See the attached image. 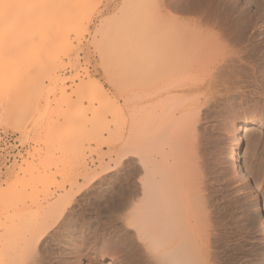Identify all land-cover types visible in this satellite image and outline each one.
Wrapping results in <instances>:
<instances>
[{"label": "rangeland", "instance_id": "374dc122", "mask_svg": "<svg viewBox=\"0 0 264 264\" xmlns=\"http://www.w3.org/2000/svg\"><path fill=\"white\" fill-rule=\"evenodd\" d=\"M156 1L152 0L151 3V0H145V8L143 3L140 4V10L149 11V17L152 20H155L158 13L162 12L160 0ZM216 1L218 2L216 5H219L216 6L217 13L218 10H221V13L227 6L226 10H231L230 14L224 10L229 15L227 17L225 14L226 19L223 18L225 15L221 16L224 12L218 14L220 20L224 22L225 19L227 23H231L233 20L232 23H234L236 19L242 18L241 22H245V26L249 28L247 27L246 30L241 26H235L240 29L236 28L235 30L234 27L232 28L235 24H230L232 25L231 30H234L236 34L237 31L238 33L239 31L243 32V34L240 32L242 35L240 38L237 36L242 43L237 38H234L237 40L235 42L231 41L233 38H230V43L237 44L234 48L233 45L228 48L223 43L222 46L224 45L225 49L222 50L220 46L222 51L220 49L219 51L224 53L221 57L225 56L219 61V64H216L215 69L219 71L223 67L219 71V76H228L230 80L232 75L231 81H233L232 79L240 80L244 85H247L246 90L250 91L254 88L252 84L258 82L256 80L261 79L259 82L264 84V45L256 46L260 41L264 44V2L261 4L263 0ZM154 2L156 4L159 2V4L156 5ZM41 3L43 6L48 5L52 9L51 12L56 10L55 13L62 16L67 15L65 17H69V19L79 15L75 17L78 21V23L76 22L77 30L71 36L70 43L65 47L68 48V56L63 55L62 61L55 64L43 62V67H41V64L35 59L27 60V63L26 61L25 64L23 63V68L22 64L17 68L19 72L9 73L6 75L9 79H2L4 84L1 82L3 89H0L3 94L1 95L2 101L0 98L2 102L0 108L2 107L4 111L15 106L17 111L15 113L20 115L9 122H0V131L19 133L23 143L28 145L27 155L21 162L14 164L5 177L0 180V248H2L1 255H7L0 257L2 258L1 264H8L9 261L10 264L11 262L20 264L21 259L23 264H147L148 260L149 264H152L150 263L152 260L147 259V255L144 253L143 243L140 242L142 240L137 234L136 228L130 224V214H128L131 209L127 200L128 198L130 200L131 193L140 189L137 186L140 187L139 179L144 176L143 164L140 163L139 158L137 159L139 156L133 155V151H125L123 147H120L127 139V134L119 132L117 135L114 134L115 137L112 135L114 138H111V135L107 133L101 136L100 132H92L98 126L96 124L98 122L97 115L96 113L92 114L94 108L93 111L92 107L91 111L89 107L84 108V106H93V104L95 106L98 102L99 95L93 92L91 86L94 81H105L100 50L105 49L104 45H106L108 37H119L115 31L113 32L116 26H122L123 22L127 24L130 22L133 3L131 0H43ZM52 6L53 8H51ZM147 6L149 10H146ZM239 7L241 11H239ZM107 8H110L108 12ZM114 16L115 18H113ZM252 21L255 26L252 25ZM112 24L116 25L113 29ZM102 25L104 29L110 27L112 30H107L109 33H105V30L102 32L101 29L99 30ZM256 30L258 32L254 36L252 32L254 33ZM104 35L107 39H103ZM110 38L113 40L112 37ZM19 40L21 41L18 42L19 44H25L23 43L25 40ZM109 41L111 40L109 39ZM101 42L105 44L101 45ZM227 42L229 40L226 41L228 45ZM254 47L256 48L254 49ZM4 52L7 51L4 50ZM141 55L142 58L145 54ZM238 58L243 62L238 61ZM142 59L145 60L146 57ZM228 62L229 64L226 66ZM39 65L41 71L38 73L40 72V75L37 74L36 68V70L33 69V66L39 67ZM54 65L56 66L54 67ZM138 69L134 68V75L138 73ZM230 71L235 72L236 76H233ZM14 72L15 76H11ZM34 72L40 79L36 76L35 79L32 76ZM139 73L142 74L141 69ZM56 76L60 77L56 80L53 78ZM135 76L137 77L138 74ZM31 78H34L35 82ZM90 81L92 83H89ZM89 87L88 93L86 91ZM107 87L109 88L108 85ZM78 89L83 91L86 89V91L79 92ZM91 90L93 93L88 95ZM84 95L85 98H83ZM87 95L91 101L92 98L94 101L91 102ZM247 95L252 96H250L251 99L246 98L247 103L244 106L235 105L229 109L222 107L223 112H219V116L216 114L215 117H211L205 122L207 125L204 124V126L209 128L207 129L205 126L204 134L199 135L201 137L198 136L197 140L195 138L194 141L197 144L195 143L194 148L196 151H193V146L192 150L185 149L183 141V145L180 146L182 139L178 141L176 139L177 142L172 145L175 151L171 147L173 152L170 149V153L172 155L176 153L174 156L179 157H176L177 162L175 163L174 158V162L172 163V160L169 167L165 165L161 168V164L158 167L164 168L163 170L166 169L170 173L173 172L171 176L174 174V179L182 185V192L185 195L183 196L187 199L185 203L189 200L186 203V208L188 207L190 210L186 209V213L190 217L188 219H191L192 226L190 228L192 231L189 229L187 232L189 235L191 234L190 238L191 236L194 238V241L192 238L189 240L191 243L194 242L191 246L193 245L195 249L194 253H197L194 255L197 264L200 262V264H264V235L262 233L264 228V95L251 92ZM71 96L72 99H70ZM128 96H130L129 93L122 96L123 98L120 97L121 103L119 104L123 105L124 100H128ZM11 97L13 98L11 99ZM66 98L70 100H66ZM131 98L129 97V99ZM79 103L84 105L81 107ZM251 103L255 107L253 105L250 108ZM257 103H259L258 106H256ZM85 110L88 111L87 114ZM122 111V114L118 111V116L125 115L127 118L128 110L124 108ZM75 116L78 120L77 125ZM82 116L83 119L88 117L90 122L86 118L85 122L81 120V123L79 118L82 119ZM120 134L122 140H120ZM177 138L179 139V136ZM186 147L188 148V146ZM197 147L199 148L197 149ZM179 149L184 150L183 153ZM234 158L237 161L233 160ZM237 162L242 166V172H235ZM174 170H176L175 173ZM246 176L250 178L251 186L258 192V209L253 208L248 202L250 189L246 187ZM135 179L136 181H134ZM179 179L182 181L180 182ZM187 180L191 182L187 183ZM136 182L139 185H136ZM199 182H203L200 184L201 186L199 185L202 190L197 186ZM202 185L206 188L204 189ZM186 196H189L190 199ZM119 201L121 205H119ZM195 220L198 221L195 222ZM25 226L24 230L25 232L28 230L27 234L22 229ZM36 230L39 232L37 233ZM17 231L25 235L21 237L22 234L19 236ZM30 234L34 235L30 236ZM38 234L41 237L39 240L36 237ZM9 237L10 239L19 238L16 239L17 242L13 243L15 240L7 241ZM26 237L27 239L33 238L27 241ZM5 238H7V242ZM29 242L32 246L30 248ZM10 243L11 247L14 246V250L13 247L12 250L11 247L9 248ZM24 243L26 244L24 245ZM5 248L10 251L6 253ZM21 249H24L23 253ZM16 254L19 257H16ZM19 254H22L23 257ZM153 264H159V262Z\"/></svg>", "mask_w": 264, "mask_h": 264}, {"label": "bare ground", "instance_id": "6f19581e", "mask_svg": "<svg viewBox=\"0 0 264 264\" xmlns=\"http://www.w3.org/2000/svg\"><path fill=\"white\" fill-rule=\"evenodd\" d=\"M41 1L43 0H0V88L1 89H3L2 79L4 80L6 78L5 80H8L9 78L6 77V75H9V73L11 72L13 73V71H15L16 73L17 71L19 72L17 68H19L21 64L23 68V63L25 61L27 63V60L31 61V59L33 60L35 59L39 64H41V67H43L42 66V64H44L43 62H45V64L46 63L55 64V63L62 61L63 55L68 56V51H67L68 48H65V47L66 45L70 43L71 36L77 30L76 25L78 21H76L75 17L79 15H76L75 17L73 16V19L72 17H70L71 19H69V17H65L67 15L62 16L61 14L55 13L56 10L51 12L52 9H50L48 5L43 6ZM215 1L214 0H160L161 6H162V10H161L162 12L158 13L159 15L156 17L155 19L156 21H155L154 19L152 20V18L149 17V11L140 10V7H141L140 4L142 3H143V7L145 8V0H131V2L133 3V9L131 12L132 18L130 22L128 24L123 22L122 26L119 24H117L119 26H116V25H113L116 23H113L111 26L112 29L114 28V26H116V28L119 27L113 30V32L115 31L117 33V36L119 37L118 38L116 37L117 38L116 39V38H113V36H110L113 38V40L110 37H108V41L109 39L111 40L109 41L108 45H107L108 41L107 42L105 41L106 45H104L105 43L103 44L101 42V45L103 44L105 48V49L100 50L102 53L101 54V58H102L101 66H102L103 77L105 78V81L97 80V82L96 81H94L93 83L91 81L89 82V83H92L93 85L91 86V89L93 90V92H96L98 93L97 95H99V98L97 100L98 102L97 104H95V106L93 103H92L93 106L91 105L87 107L84 106V108L89 107V110L92 107L91 109L92 111L94 108L95 110L92 112V114L96 113L97 115L98 122L96 124H98V126L95 125L96 126L95 129H93L95 131H92V132H96V133L100 132L101 136H103L102 134L107 133L111 135V138H114L115 137L114 134L117 135V133L119 132H122L123 134H127L128 135V137L126 136L127 139L124 140V142L122 143V146L120 147H123L125 151L126 150H130L131 152L133 151L134 153L133 155L139 156L137 157V159L139 158V160L141 161L140 163L143 164L144 174L143 173L142 174L144 176H142L143 178L140 177L141 180L139 179L140 187L137 186V188H140V189L139 190L136 189V191L134 192L132 190L133 193L130 192L131 195H129L130 200L129 198L127 200L129 202L128 206L131 209L130 212L128 213L130 214V218L129 217L128 218L130 219L131 226L136 228L137 234L139 235L140 239L143 241V242L142 241L140 242L143 243V247H144L143 249L145 250L144 253L147 255V259L150 258V261L151 260L153 261V262L152 261L150 262L152 264L154 262L155 263L159 262V264L160 262L161 264H197L198 263L197 260H195L196 256H194L197 253H194L195 251L193 250L195 249L193 245L191 246V244L194 243L193 242L194 238H192L193 236H191L193 240L192 241L193 243H191L190 242L191 234L189 235L187 232L189 229L191 230L190 227L192 226L191 225L192 223H190L191 219L190 220L188 219L190 217L186 213L187 212L186 209H189L188 207L186 208V203L189 200L185 203V200L187 199L184 198L185 195H184V192H182V187H181L182 185H180L174 179V174L173 176H171L173 172L170 173V171L168 172L166 169L163 170L164 168L161 169L162 166L164 167L165 165L169 167L174 162V158L176 160L175 163L177 162V159H176L177 156H174L176 153L175 154L173 153V155L172 153H170V149L173 143H176L178 140L182 139L180 142L181 143L180 146L184 144L185 149L192 150L191 147L193 146L192 148H194V145L197 144L194 141L195 138L197 140L198 136L204 132L203 129L207 125V123L205 122H207L211 117H215L214 115L218 114L219 112L221 113L223 108L229 109V108L235 107V105L244 106V104L247 103L246 98L248 97L250 98V96L253 95L252 94L248 96L247 94H249L250 92L254 94H262V96L264 95V84H262L263 82H259V80L261 79L256 80L258 82L254 81L256 83L252 82L253 83L252 85L254 86V88L252 87L253 89L248 91L246 90L247 85H244L240 80L234 81V79H232L233 81H231V78L233 77H231L232 75L230 76L229 73L228 74L230 76V80L228 79V76L226 77L225 76L223 77V75L219 76L220 75L219 71L223 67L219 71L215 69V67L217 66L216 64H219L220 63L219 61L223 58V56H225L223 55L221 57V55L224 53H220V51L223 50L224 45L228 46V48H231V46L233 45V48H234V46L237 44L236 43L233 44L232 42L231 44L230 38H233L231 39L232 41L234 40V38H237V36L239 38L240 36H242L240 34L241 31H239V33L237 31V34H236L234 30H231L230 27L232 25L230 24H235L234 26H232V28L233 27L235 28V26L237 27L241 26L243 28H246L247 30V27H248V26L247 27L245 26L246 24L245 22L244 23L241 22L242 18H240L241 20L236 19L234 23H232L233 20L231 21V23L225 22V19H226L225 17L227 15L226 13L228 12V14H230L229 12L231 11V10L228 11V9L226 10L228 6L224 9L227 11L226 13L224 10L222 11L224 12V14L221 12L223 14L221 16H224L226 14L223 17L225 18L224 22L220 20L218 18V14H221L220 13L221 10H218L219 12L217 13L216 8L219 5L217 6L216 3L218 2L217 1L215 2ZM38 2L42 4L41 7ZM261 2H262L261 4H263L264 0ZM151 3H152V0H151ZM227 4L229 5V3ZM224 5L222 6L223 8L225 7ZM51 8H53V6ZM109 9L107 10V12L109 11ZM146 10H149L148 6L146 7ZM239 11H241V8L239 9ZM234 13L236 12L234 11ZM227 17H229V15H227ZM113 18H115V16ZM113 18H112V21L114 20ZM243 21H246V20H243ZM253 22L254 21H252V25H253ZM242 23L244 24V26L242 25ZM112 29H110V27L109 29H106V28L104 29L103 25L102 27L99 28L100 31L105 30V33L107 32V30L110 31ZM259 31L262 32V30L260 29ZM257 32L258 30H256L254 33L252 32V34L255 36V33ZM241 33L243 34V32ZM105 36L106 35L102 36L103 39H107ZM19 39H21L22 41L25 40L26 42L25 41L23 42L25 44H19L21 42ZM227 40H229V42H227L228 45L226 44ZM235 40L233 42H235ZM245 40L247 41V39ZM223 43L224 45L222 46ZM262 45L264 44H262L261 41L258 42V44H256V46H260V47ZM74 46L77 48L76 45ZM220 46L222 47V50ZM255 48L256 47H254V49ZM4 50H6L7 52H4ZM66 51H67V55H66ZM142 53L146 55V56L143 55L144 57H142V58L146 57L145 60L141 58ZM233 55H234V51H233ZM228 59H230V57H228ZM238 61H242V60L239 59ZM228 64L229 62L227 63L226 66H228ZM55 66L56 65H54V67ZM134 68H136V70L137 68H139L138 73H137L139 77L135 76L137 74L134 75ZM33 69L36 70L38 75H40V72L38 73V71H41L40 65L39 67L33 66ZM140 69H141L142 74L139 73ZM213 70H216L219 74ZM233 71H230V72L233 73V76H236V74H234L235 72ZM15 72L11 76L13 75L15 76ZM36 72H34L33 75L31 74L35 79L37 77ZM47 73H48V70H47ZM59 77L56 76L53 78L57 80ZM34 78L33 79L31 78V79L34 81L35 80ZM41 82L43 81L41 80ZM107 85L109 86V88L107 87ZM89 89L90 87L88 88L87 91L85 89V91L88 92ZM81 90H79V92ZM92 90L90 94H88L89 92L87 94L91 95L93 93ZM128 93L130 94V96H128V100L126 101L124 100L125 103H123V105L119 104L121 103L120 97L123 98L124 96L128 95ZM2 94L3 93L1 90L0 98ZM85 95L83 96V98H85ZM88 95L87 97H89ZM80 96L81 95L79 94V98ZM129 97L130 98L132 97L131 98L132 100L129 99ZM12 98L13 97H11V99ZM70 99H72V96ZM70 99L66 98V100H70ZM129 100L130 102H127ZM1 101H2V98H1ZM1 101H0V106L2 105ZM81 101H82V98H81ZM93 101L94 100L92 98L91 102ZM91 102L89 103L91 104ZM252 103L250 105V108L251 106L254 105V104L252 105ZM258 104L259 103H257L256 106H258ZM70 105L72 106V102ZM81 105H84V104H80V106ZM124 108H126L129 112V115H127L128 116L127 118L125 117V115L118 116V111L120 114H122L123 113L122 110ZM14 109H15V106L12 109H5L3 111L1 107L0 108V122L2 121L9 122L15 119L16 117H19L20 114L15 113L17 111L16 109L15 110ZM88 111H86V114ZM77 114L79 115V113ZM216 116H219V114ZM80 118H79L80 122L81 120L85 122L86 118L88 119V117L83 119V116H82V119ZM213 119L215 120V118ZM77 121L78 120L76 117V121H75L76 125H77ZM80 122H78V124H80ZM204 124L206 125L204 126ZM93 126L94 124L92 125V127ZM206 127L207 129L209 128L208 126ZM73 128H75V126ZM96 133H95V136L97 135ZM178 136H179V139L177 138ZM85 137H86V134H85ZM120 138H121V134H120ZM120 140H122V138ZM182 141H183V144H182ZM174 145L176 146V144ZM186 146H188V148ZM198 148L199 147H197V149ZM121 149L120 151L122 152ZM183 151L181 152L183 153ZM193 151H196L195 148ZM171 152H173L172 149H171ZM233 160L237 161L236 158H234ZM171 161L172 163H170ZM160 164H161V168H158ZM235 166H236L235 172L243 171V168L240 165V163L237 162ZM175 171L176 170H174V173ZM134 181H136V179ZM188 182H191V181L187 180V183ZM177 183L179 184L180 187L178 186ZM202 183L199 182L197 184V186L201 190H202V187H200L201 186L200 184ZM182 184L184 185V183ZM136 185H139V183H137ZM202 186L204 188V185ZM246 187L250 189L249 195H248V202L251 204L253 208L258 209L259 208L258 206L259 195H258L257 190H255V188L251 186V180L247 176H246ZM191 192H194V191H191ZM188 199H190V197ZM120 201H119V205H121ZM121 203L123 204V202ZM191 204L193 205L192 202ZM192 205L190 206L193 208ZM112 206H114V204ZM197 221L195 220V222ZM187 227L189 228L187 229ZM22 229L25 232L24 229H26V226ZM23 231L22 233H24ZM27 231L28 230H26V232ZM38 232L39 230L37 231V233ZM22 233H19V236ZM33 233H35V230H33ZM262 233L264 235V228H263ZM23 235L25 234H22L21 237H23ZM33 235L30 234V236H33ZM36 237H38V240L39 238H41L39 237V234ZM17 238L10 239L9 237L8 240L7 238H5V241L12 240L13 242V240H15L13 242L15 243L17 242L16 241ZM31 239L29 237L27 241ZM11 243H10V246L8 245L9 248L11 247ZM30 243L31 242H29V248L32 247ZM25 244L26 243H24V245ZM36 244H37V240H36ZM26 246L28 247V245ZM12 247L14 250V246ZM12 247H11V250H12ZM18 247L17 249H19ZM23 250L21 249L22 253H23ZM7 251L8 250L6 249V253ZM1 252H2V248H0V257L2 255L3 256L5 255V254L1 255ZM17 254L15 256L19 257L17 256ZM19 255L22 256V254H19ZM11 256L9 257L11 258ZM1 259L2 258H0V264L2 262ZM21 260H20V264L22 263ZM9 262L8 264H10ZM147 264H149V260Z\"/></svg>", "mask_w": 264, "mask_h": 264}, {"label": "built area", "instance_id": "2783aa9c", "mask_svg": "<svg viewBox=\"0 0 264 264\" xmlns=\"http://www.w3.org/2000/svg\"><path fill=\"white\" fill-rule=\"evenodd\" d=\"M28 145L24 144L20 134L11 131H0V180L16 163L27 155Z\"/></svg>", "mask_w": 264, "mask_h": 264}]
</instances>
